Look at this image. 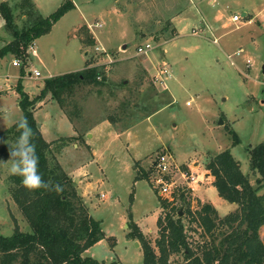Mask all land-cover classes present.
Here are the masks:
<instances>
[{"label":"rangeland","instance_id":"374dc122","mask_svg":"<svg viewBox=\"0 0 264 264\" xmlns=\"http://www.w3.org/2000/svg\"><path fill=\"white\" fill-rule=\"evenodd\" d=\"M63 1L32 0L41 17ZM72 2L74 8L28 49V72L21 84L33 97L46 77L80 70L88 62L105 68V85L83 86L67 97L63 108L49 95L32 107L44 139L52 142L53 159L74 181L108 236L85 254L98 261L143 264L140 243L127 236L128 224H136L154 242L160 202L172 197L180 216L185 214V227L191 226L190 244L196 245L202 240L201 229L192 231L195 226L188 222L186 206L195 210L210 203L220 216L235 209L212 185L214 177L205 169L209 156L228 149L256 186L255 176L249 174L247 149L264 140V0ZM245 11L248 15L243 16ZM13 13L18 28L28 25L19 11ZM234 14L238 20H232ZM11 38L0 16V47ZM145 43L151 44V50L137 54V46ZM163 58L169 70L165 89L153 81ZM14 60L20 65L11 54L0 58V133L22 116L15 89L19 65H13ZM34 69L40 76L31 73ZM74 106L79 115L71 119L67 112L72 114ZM233 134L239 140L235 144ZM3 144L14 143L0 138V148ZM163 152L170 155L171 195L152 183L156 174L152 162ZM10 164L0 151L3 235H10L15 227L31 231L9 192ZM140 171L147 178L135 179ZM181 190L184 198L178 197ZM259 235L264 238V225ZM109 236L115 239L113 247ZM181 261L179 254L171 257L170 264Z\"/></svg>","mask_w":264,"mask_h":264},{"label":"trees","instance_id":"16d2710c","mask_svg":"<svg viewBox=\"0 0 264 264\" xmlns=\"http://www.w3.org/2000/svg\"><path fill=\"white\" fill-rule=\"evenodd\" d=\"M72 8V0H64L54 12L41 17L32 0H14L11 5L0 1V16L12 37L0 47V58L11 54L20 62L15 85L18 106L21 118L27 119L33 131L31 142L35 144L39 157L38 170L49 183L47 189H29L21 183V177L9 176L12 183L9 192L31 231L15 227L10 235L0 234V264H118L115 260L98 261L84 254L85 250L108 236L77 193L74 181L53 159L52 142L44 139L32 112L35 102L47 95L63 108L67 97L83 86L105 85L107 76L104 66L88 62L80 70L46 77L33 97L23 90L21 84V77L28 72V49L33 46L34 40ZM14 10L25 16L27 26L18 28L14 22ZM83 29L88 33L86 25ZM74 109L72 114L67 112L71 119V115H79L76 106ZM110 118L113 122L114 118ZM19 120L0 133V138L14 143L21 132L16 126ZM233 139L234 144L239 141L235 134ZM11 147L10 144H3L0 148L4 158H10ZM247 153L249 174L255 176V187L228 149L207 158L205 169L214 177L212 185L220 198L235 204V209L220 216L210 203H203L195 210L186 206L184 212L189 216L188 222L195 226L192 231L201 229L199 235L202 240L196 245L190 244L188 229L191 226L185 227V214L180 216V207L174 206L173 200L160 202L162 212L156 219L158 235L154 242L136 224H128L130 231L127 236L140 243L143 264H170L171 257L179 254L184 258L179 264H264V238L259 235V229L264 225V140L249 147ZM140 173L135 179L147 178L146 173ZM55 185L60 186L59 191ZM261 189L263 191L259 192ZM178 194L179 198H184L182 190ZM108 239L112 240L109 244L113 247L114 237L109 236Z\"/></svg>","mask_w":264,"mask_h":264},{"label":"clouds","instance_id":"9594fccd","mask_svg":"<svg viewBox=\"0 0 264 264\" xmlns=\"http://www.w3.org/2000/svg\"><path fill=\"white\" fill-rule=\"evenodd\" d=\"M16 126L21 132L11 147L9 174L21 177V183L29 189L49 188V183L38 170L39 157L35 144L31 142L32 128L26 118H21ZM54 187L57 191L60 190L59 185Z\"/></svg>","mask_w":264,"mask_h":264},{"label":"built area","instance_id":"2783aa9c","mask_svg":"<svg viewBox=\"0 0 264 264\" xmlns=\"http://www.w3.org/2000/svg\"><path fill=\"white\" fill-rule=\"evenodd\" d=\"M238 16L236 14L232 15V20H238ZM152 48L150 43H145L143 45L137 46L136 53L137 54H147ZM238 54V52H237ZM13 65H19L17 60L12 62ZM33 75L35 77L40 76V72L36 69L33 70ZM169 75L168 68L165 67V62L162 60V68L155 74L153 81L159 84L162 89L166 88L165 77L164 75ZM170 155L166 152L160 153L152 162L153 169H155L156 174L152 178L153 186L163 194H170V182L167 180V175L169 174V168L171 167V163L169 162ZM171 195V194H170ZM103 196V194H101ZM173 200V197H172Z\"/></svg>","mask_w":264,"mask_h":264},{"label":"crops","instance_id":"0c3cea01","mask_svg":"<svg viewBox=\"0 0 264 264\" xmlns=\"http://www.w3.org/2000/svg\"><path fill=\"white\" fill-rule=\"evenodd\" d=\"M242 15H243V16H246V15H248V13L245 11V12L242 13ZM175 17H176V16H175ZM248 19H249V18H248ZM173 27H174V26H173ZM202 27H205V23H203V22H202ZM208 27L210 28V31L214 34V25H211V24H210V25H208ZM172 31L174 32V28L172 29ZM213 39H214V38H213ZM162 60H164V58H163ZM17 104H18V102H17ZM126 130H127V129H126ZM126 130H124V131H122V132H125ZM127 131H129V130H127ZM114 132H115V131H114ZM115 133H117V132H115ZM118 133H120V132H118ZM98 242H99V241H98ZM94 245H95V244H94ZM92 246H93V245H92ZM89 248H90V247H89ZM89 248H88V249H89ZM88 249H87V250H88ZM87 250H85V252H86ZM85 252H84V254H85Z\"/></svg>","mask_w":264,"mask_h":264},{"label":"water","instance_id":"95a60500","mask_svg":"<svg viewBox=\"0 0 264 264\" xmlns=\"http://www.w3.org/2000/svg\"><path fill=\"white\" fill-rule=\"evenodd\" d=\"M123 48H124V46H123ZM219 124L221 123V120L219 119V122H218ZM179 213H181V210H180V212ZM137 244V243H136Z\"/></svg>","mask_w":264,"mask_h":264}]
</instances>
